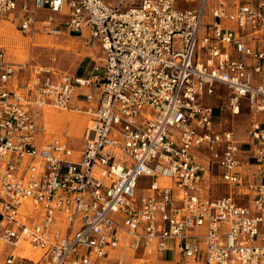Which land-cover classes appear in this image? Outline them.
Instances as JSON below:
<instances>
[{
  "label": "built area",
  "instance_id": "1",
  "mask_svg": "<svg viewBox=\"0 0 264 264\" xmlns=\"http://www.w3.org/2000/svg\"><path fill=\"white\" fill-rule=\"evenodd\" d=\"M0 19L100 52L79 76L0 44V264H264V0H0ZM243 108L241 141L214 118ZM46 109L87 116L81 148L40 137Z\"/></svg>",
  "mask_w": 264,
  "mask_h": 264
},
{
  "label": "rangeland",
  "instance_id": "2",
  "mask_svg": "<svg viewBox=\"0 0 264 264\" xmlns=\"http://www.w3.org/2000/svg\"><path fill=\"white\" fill-rule=\"evenodd\" d=\"M109 3H116L118 0H105ZM227 27L232 25L227 24ZM234 27V26H233ZM208 27L204 28V32ZM0 44L6 49V54L13 61H25L31 59L32 62L45 66H51L56 70L71 75L84 76L91 70L92 66L100 57V52L91 42H87L84 37L73 34L62 33L60 35H36L33 38L22 35L14 25L7 20L0 19ZM226 95V93H223ZM222 101L219 100L218 105ZM264 114L258 116L262 119ZM215 122L221 129H229L241 140L246 139V130L250 122V113L247 108H243L238 114H231L229 111L215 110ZM88 122L85 114L73 110L46 109L44 121V131L40 137L45 140L61 137L67 132L69 137L65 138L68 144L74 149L82 146V133ZM143 184L137 187L140 192ZM227 191V187L218 186L215 191L210 192L212 196L221 195ZM2 249V247H1ZM3 250H10L4 246ZM29 254L33 253L29 251ZM35 254V253H34ZM170 254L166 253L165 258ZM126 264H168L158 261L153 256L144 255L142 252L135 254L128 253Z\"/></svg>",
  "mask_w": 264,
  "mask_h": 264
},
{
  "label": "crops",
  "instance_id": "3",
  "mask_svg": "<svg viewBox=\"0 0 264 264\" xmlns=\"http://www.w3.org/2000/svg\"><path fill=\"white\" fill-rule=\"evenodd\" d=\"M74 35V34H73ZM74 36H78V35H74ZM81 37V36H80ZM261 121H264V117H262V119H260ZM238 138V137H237ZM239 139V138H238ZM240 140V139H239ZM253 161H248L246 162V169L248 171H250V178L253 180H259L258 177H256L255 175H253V172H255V167L252 164ZM250 164V165H249ZM169 253L170 256L169 258H165V254ZM147 255V254H144ZM150 256L155 257L156 259H158V261L163 262V263H168V264H186V263H182L179 261V257L178 255H176L175 253H171L170 251H163L162 253H158V252H153L151 254H148Z\"/></svg>",
  "mask_w": 264,
  "mask_h": 264
},
{
  "label": "bare ground",
  "instance_id": "4",
  "mask_svg": "<svg viewBox=\"0 0 264 264\" xmlns=\"http://www.w3.org/2000/svg\"><path fill=\"white\" fill-rule=\"evenodd\" d=\"M25 246H26V245H25ZM25 248H26V251H29V249H28L27 246H26ZM24 253H25V252H24ZM24 253H23V254H24ZM33 256L35 257V254H34V253H33L30 257H33Z\"/></svg>",
  "mask_w": 264,
  "mask_h": 264
}]
</instances>
